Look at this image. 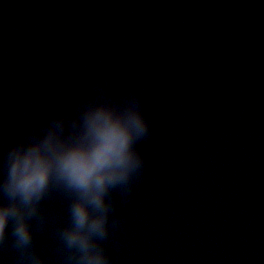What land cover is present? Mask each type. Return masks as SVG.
<instances>
[{
  "label": "water",
  "instance_id": "obj_1",
  "mask_svg": "<svg viewBox=\"0 0 264 264\" xmlns=\"http://www.w3.org/2000/svg\"><path fill=\"white\" fill-rule=\"evenodd\" d=\"M101 78L153 128L116 264H264V0H0V153Z\"/></svg>",
  "mask_w": 264,
  "mask_h": 264
},
{
  "label": "clouds",
  "instance_id": "obj_2",
  "mask_svg": "<svg viewBox=\"0 0 264 264\" xmlns=\"http://www.w3.org/2000/svg\"><path fill=\"white\" fill-rule=\"evenodd\" d=\"M152 132L143 93L117 91L111 78L32 124L0 153V249L15 264H49L38 241L47 232L59 264H116V210L144 177L140 144ZM51 200L59 206L50 210Z\"/></svg>",
  "mask_w": 264,
  "mask_h": 264
}]
</instances>
